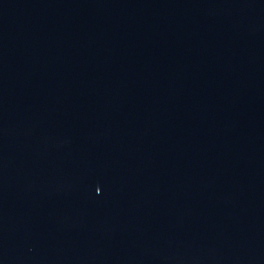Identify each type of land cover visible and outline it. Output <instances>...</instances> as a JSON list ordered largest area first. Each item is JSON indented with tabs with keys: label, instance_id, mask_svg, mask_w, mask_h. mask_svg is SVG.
Returning a JSON list of instances; mask_svg holds the SVG:
<instances>
[{
	"label": "water",
	"instance_id": "95a60500",
	"mask_svg": "<svg viewBox=\"0 0 264 264\" xmlns=\"http://www.w3.org/2000/svg\"><path fill=\"white\" fill-rule=\"evenodd\" d=\"M0 264H264V0H0Z\"/></svg>",
	"mask_w": 264,
	"mask_h": 264
}]
</instances>
